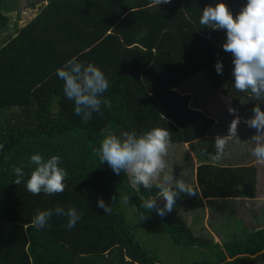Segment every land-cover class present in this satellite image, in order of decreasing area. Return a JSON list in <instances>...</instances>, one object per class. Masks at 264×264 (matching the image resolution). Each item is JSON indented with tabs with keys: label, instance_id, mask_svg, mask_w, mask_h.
Instances as JSON below:
<instances>
[{
	"label": "trees",
	"instance_id": "obj_1",
	"mask_svg": "<svg viewBox=\"0 0 264 264\" xmlns=\"http://www.w3.org/2000/svg\"><path fill=\"white\" fill-rule=\"evenodd\" d=\"M13 1L0 0V31L9 25L5 8L11 10ZM219 2L171 0L158 6L153 0H47L0 47V264H240L246 258L264 264V226L223 243L197 236L180 209L161 217L140 207L157 195L156 180L151 190L133 185L128 174H115L96 155L110 131L168 129L165 161L172 158L169 153L178 159L177 145L207 140L216 121L192 108V96L181 91L202 72L238 113L253 115L257 102L251 92L234 87L233 56L222 47L226 32L199 22L203 9ZM223 2L235 18L247 0ZM73 57L94 64L108 80L101 97L107 103L98 113L76 115L74 100L64 94L57 69ZM218 60L222 75L215 69ZM260 107L264 110V103ZM34 154L60 157L59 166L68 173L62 193L27 191ZM15 167L24 170L20 184ZM256 173L254 167L203 164L196 181L205 199H254ZM123 195L150 232L168 237L170 252L147 250L137 239ZM98 199L110 205V214L97 206ZM58 205L75 207L81 217L75 227L68 229L67 218L55 213L44 229L32 224L37 209Z\"/></svg>",
	"mask_w": 264,
	"mask_h": 264
},
{
	"label": "clouds",
	"instance_id": "obj_2",
	"mask_svg": "<svg viewBox=\"0 0 264 264\" xmlns=\"http://www.w3.org/2000/svg\"><path fill=\"white\" fill-rule=\"evenodd\" d=\"M153 2L159 6L168 4L171 0ZM199 22L201 25L226 32V42L222 47L233 56L234 87L239 92L250 91L252 100L257 102L251 110L253 115L243 122L248 128L255 129L256 134L251 137L254 143L252 154L258 162L264 163V110L260 107V104L264 103V0H247L235 18L229 7L221 0L215 6L208 5L204 8ZM215 69L217 74H223L221 61H217ZM57 75L63 81L65 96L75 102L76 115L98 113L101 104L107 103L106 100L102 101L101 97L108 88V80L103 71L94 64H85L73 57L63 67L57 69ZM228 112L235 118L230 122L227 134L215 136L216 161L226 155L230 141H240L238 125L241 118L238 109L228 103ZM170 139L169 130L160 127H154L142 134L134 131L117 134L110 131L96 149L100 163L106 162L117 175L121 171L128 174L133 185H142L144 189L151 190L153 181H157L155 184L158 189L157 195L143 201L140 207L150 212L155 211L161 217L173 211L181 194L190 197L198 194L183 180L168 174L162 175L167 167L165 157L168 154ZM2 148L3 145H0V150ZM31 163L36 167L26 183L28 192L33 195H39L41 192L54 195L65 190L68 173L59 166L61 161L58 155L45 159L40 154H34L31 156ZM14 172L18 177L15 183L20 184L24 177L23 167H15ZM160 201H163L162 206ZM97 206L106 214L112 211L110 205L103 199L97 200ZM54 213L67 218L68 229L75 227L81 218L74 206L65 209L58 205L50 210L37 209L32 224L44 229Z\"/></svg>",
	"mask_w": 264,
	"mask_h": 264
},
{
	"label": "rangeland",
	"instance_id": "obj_3",
	"mask_svg": "<svg viewBox=\"0 0 264 264\" xmlns=\"http://www.w3.org/2000/svg\"><path fill=\"white\" fill-rule=\"evenodd\" d=\"M47 4V0H14L11 3V10L8 8H5V15L9 18V25L6 29L0 31V47L5 44L11 36H15L19 29H21L23 26L27 25L30 23L39 13L40 9ZM8 7V6H7ZM181 91L183 93H192L194 96L193 102L195 105L198 104L200 107H207L212 110V114L218 118L219 124L218 127L220 129H224L229 127L230 122L234 119L233 115H230L228 112V103L233 104L231 100L222 94H220L219 91L213 90L210 88L207 76L205 72L200 73L197 77L195 78H190L187 82H185L184 86L182 87ZM228 102V103H226ZM232 106V105H231ZM227 112H225V111ZM240 113V118L241 122L243 118H246L244 113ZM245 115V116H243ZM246 136V140H247ZM242 138V135L241 137ZM243 142V140H241ZM253 148H254V143L252 141ZM182 147H179L177 145L175 148H173L174 152L178 150L180 156L178 159L173 160V154L174 153H169V155L172 158H167L166 164L167 167L164 170V174L172 175L176 179L183 180L187 185L191 186L195 191L197 189L194 188L193 182L195 180L194 174H193V164L194 160L192 156L190 155L189 151L184 148L183 145ZM203 143L200 142L194 145L197 149V152H200L202 150ZM246 152L251 151V147L249 145L248 151L245 150ZM253 152V150H252ZM251 152V156L255 159L254 160V166L257 168V173H258V183L259 187H262L264 190V163H260L256 160V157L253 156ZM227 161L232 162V156L230 154L226 155ZM237 160L236 158H234ZM244 162V161H243ZM162 178V177H161ZM261 184V186H260ZM261 190V189H260ZM177 204L175 205L174 208L180 209L182 212V215L184 218H187L186 215H189L188 212L190 211L191 206L195 207L194 215H201L202 216V211H204L203 204L196 199V196H187L184 194H181V197L177 200ZM180 201V204H178ZM242 200H235L234 202L227 203L226 204V209L224 210V215L222 213H214L218 215V218H228L227 223L225 225L231 224L229 228H226L224 232V237L225 239L229 240L232 238H239L241 239V236H244L246 233H250L254 231L253 226H248L247 223H250L252 220L253 224L257 228L264 226V208H262L260 211L258 209V206H261L264 204V191L263 195L259 198V200H256L255 203L249 204L247 201H243L244 203H238L241 202ZM186 202V203H185ZM246 204V205H245ZM122 206L123 209L126 213L127 220L128 222L132 225H130L132 228L135 227L134 232L137 237V239L145 243L147 250H152L155 248L156 250H160L161 254L162 253H168L171 251L170 247V242L168 237L159 238V235H162V233H155V232H150V230L147 229L148 223H146L143 219H140V217L137 215V210L135 204L130 201L127 197L124 195L122 196ZM252 208L254 211L253 212H248V209ZM264 207V205H263ZM189 209V210H188ZM239 211L236 215L234 210ZM258 214H255V213ZM234 215V216H233ZM251 218V221H250ZM236 219H243L246 220V224L244 222H239L235 221ZM250 223V224H252ZM232 227V230H229ZM255 227V228H256ZM151 228V227H149ZM234 229V230H233ZM235 234V236H234ZM163 236H165L163 234ZM159 239V240H158ZM158 240V241H157ZM150 241H152V244ZM176 248H174L175 250ZM240 264H263L262 262L255 260L252 261L249 258H246L243 262Z\"/></svg>",
	"mask_w": 264,
	"mask_h": 264
},
{
	"label": "crops",
	"instance_id": "obj_4",
	"mask_svg": "<svg viewBox=\"0 0 264 264\" xmlns=\"http://www.w3.org/2000/svg\"><path fill=\"white\" fill-rule=\"evenodd\" d=\"M188 94H190L192 96V101H193L194 96L192 95L191 91ZM193 105H194V102H193ZM231 105L234 108L233 104H231ZM191 107L197 108V109L201 110L203 113H205L208 116H210L211 118H213L216 121V125L213 128L212 133L207 136L208 139L204 140V142H202L203 146H202V150L200 152H197V149L195 147H191L190 144H183L184 148L189 151L190 155L192 156V158L194 160L193 174H194L195 180L192 184H193L194 188L197 189L196 192L198 194L196 195V199H198L203 204L204 211H202V213H201L202 216L201 215H194L195 207H193V205H192L190 208V211L188 212L189 215H186L187 218H184L181 211H179V212H180L184 222L187 223V225L193 230V232L197 236L202 235V236H206V237H211L217 243H223L225 241L239 239V238H232V239L226 240L224 237V232L226 230H228L226 228H229L231 224L225 225L227 223L228 218H218V215L214 214V213L219 212V213H222L224 215V212H225L224 210L227 208L226 204L234 202L236 199H205V198H203V196L201 194L200 187L196 181V179H197L196 173H197V168L203 164L217 166L220 168H238V167H254V168H256L253 165L255 163L254 162L255 159L251 156V152L253 150V144H252L251 137L256 134L255 129H250L246 126V124L243 121L246 118H250V116L247 114H245L246 116L243 115L246 118H243L242 122L238 125V135H239V138L242 135V138H240V141H238V142L230 141L228 146H227V149H226V155L230 154L232 156L231 159L234 161L228 162L226 155L221 160L216 161L214 159V155H215L214 139H215V136L217 134H220V135L227 134V128L220 129L218 127L219 120H218V118L216 119V117L212 114V110L210 108L200 107V106H198V104L195 106H191ZM225 112H227V111H225ZM246 136H248L247 140H246ZM241 140H243V142ZM197 143H199V142H195L194 145L196 146ZM249 145L251 147V151H248ZM179 147H182V146L180 145ZM245 150H247L248 152H246ZM177 156H180L179 152L177 153ZM234 158H236L237 160H235ZM256 171H257V168H256ZM256 176H257V186H256L257 195H256V198L243 200V201H247L249 204L255 203V201L259 200V198L263 195L264 190L262 187H259V185H258V183H260L258 181V173H256ZM260 186H261V184H260ZM243 201L238 202V203H244ZM263 205L264 204H262L261 206L257 205L259 211L262 208H264ZM247 209H248V212L254 211L252 208H249V207H247ZM233 210L235 212L234 215H236L239 212V211H236L235 209H233ZM255 214H258V213L256 212ZM235 221H239L242 223L244 222V224H246V222H247L246 220H243V219H236ZM250 221H251V218H250ZM252 222H254V221L252 220L250 223H252ZM250 223H247L248 224L247 227L253 226L254 231L261 228V227L257 228L255 226V224H253V223L250 224ZM229 230H232V227ZM234 236H235V234H234ZM244 236H241V238Z\"/></svg>",
	"mask_w": 264,
	"mask_h": 264
}]
</instances>
